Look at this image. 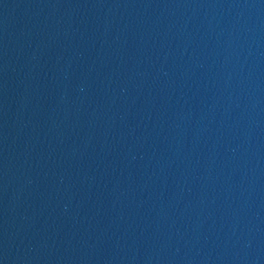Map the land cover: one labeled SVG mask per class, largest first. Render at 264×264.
Here are the masks:
<instances>
[{
  "label": "water",
  "instance_id": "water-1",
  "mask_svg": "<svg viewBox=\"0 0 264 264\" xmlns=\"http://www.w3.org/2000/svg\"><path fill=\"white\" fill-rule=\"evenodd\" d=\"M0 264H264V0H0Z\"/></svg>",
  "mask_w": 264,
  "mask_h": 264
}]
</instances>
